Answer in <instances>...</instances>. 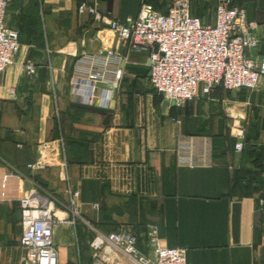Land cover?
<instances>
[{
  "label": "crops",
  "instance_id": "1",
  "mask_svg": "<svg viewBox=\"0 0 264 264\" xmlns=\"http://www.w3.org/2000/svg\"><path fill=\"white\" fill-rule=\"evenodd\" d=\"M191 1L213 25L219 0ZM145 2L167 13L171 0L10 3L5 23L21 48L0 74V264H26L20 199L34 191L59 219V264H138L111 245L96 257L91 243L124 230L153 257V229L162 246L186 251L187 264H264V78L251 91L217 87L184 109L165 106L149 81V50H132L106 22L78 12L86 3L125 23ZM236 3L256 24L259 44L247 54L260 58L264 0ZM109 49L126 58L119 89L107 107L84 103L72 84L89 69L79 61ZM184 155L204 164L183 163ZM40 158L46 167L30 171ZM15 171L23 177L6 176ZM69 186L80 192L76 215Z\"/></svg>",
  "mask_w": 264,
  "mask_h": 264
},
{
  "label": "built area",
  "instance_id": "2",
  "mask_svg": "<svg viewBox=\"0 0 264 264\" xmlns=\"http://www.w3.org/2000/svg\"><path fill=\"white\" fill-rule=\"evenodd\" d=\"M13 0H0V74L14 63L20 52V35L6 23L8 7ZM237 0H219L215 23L206 25L192 13L191 0H171L167 13L157 11L153 5L143 3L136 18L120 23L103 17L93 6L82 3L80 14H89L108 24L120 42L127 43L132 50H149V81L169 107L184 109L202 96H210L217 87L227 91L254 90L264 78V56H248L250 48L259 44L255 36L256 24L247 20L246 10L237 5ZM157 48V51L155 50ZM80 64H88L73 80V91L84 103L107 107L112 93L119 89L126 58L116 49L85 56ZM82 67V66H81ZM25 71L35 76L37 69L26 64ZM99 85L105 88L100 89ZM185 143H187L185 141ZM243 142L236 145L242 151ZM189 165L204 164L182 156ZM41 158L28 164L30 171L46 167ZM63 167H67L63 160ZM6 176L22 178L19 172ZM69 207L76 215L80 192L69 186ZM22 236L20 247L25 250L26 264H59L58 251L53 239L57 220L53 202L34 191L20 199ZM154 256L148 257L138 249L137 237L124 230L100 236L91 243L98 257L106 245L121 250L138 264H187L184 249L167 248L161 245L157 230L150 235Z\"/></svg>",
  "mask_w": 264,
  "mask_h": 264
},
{
  "label": "water",
  "instance_id": "3",
  "mask_svg": "<svg viewBox=\"0 0 264 264\" xmlns=\"http://www.w3.org/2000/svg\"><path fill=\"white\" fill-rule=\"evenodd\" d=\"M155 50L157 51V48ZM149 64H150V62H149ZM168 105H169L168 101H165V106H168Z\"/></svg>",
  "mask_w": 264,
  "mask_h": 264
},
{
  "label": "rangeland",
  "instance_id": "4",
  "mask_svg": "<svg viewBox=\"0 0 264 264\" xmlns=\"http://www.w3.org/2000/svg\"><path fill=\"white\" fill-rule=\"evenodd\" d=\"M150 85V84H149ZM187 107V105L185 106V108Z\"/></svg>",
  "mask_w": 264,
  "mask_h": 264
}]
</instances>
